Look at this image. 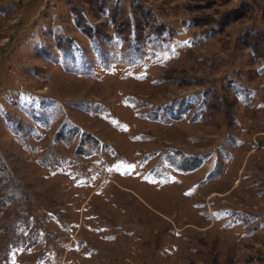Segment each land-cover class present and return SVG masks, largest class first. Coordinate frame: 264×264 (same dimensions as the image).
<instances>
[{
  "label": "rangeland",
  "instance_id": "1",
  "mask_svg": "<svg viewBox=\"0 0 264 264\" xmlns=\"http://www.w3.org/2000/svg\"><path fill=\"white\" fill-rule=\"evenodd\" d=\"M68 1L0 0V264H264V0Z\"/></svg>",
  "mask_w": 264,
  "mask_h": 264
},
{
  "label": "trees",
  "instance_id": "2",
  "mask_svg": "<svg viewBox=\"0 0 264 264\" xmlns=\"http://www.w3.org/2000/svg\"><path fill=\"white\" fill-rule=\"evenodd\" d=\"M90 1L92 4L97 5L96 11L101 16H107L114 26L115 33L125 42L132 39L136 43H143L151 38H160L165 32V25L158 21L156 15L148 9H145L139 3H134L132 6V12L130 13L126 6L116 2L111 5H105L104 0H78L79 3L68 1L71 4L70 9L74 15L75 25L81 30V32L88 38H93L95 33H102L100 31H93L91 26L87 23L85 7L80 2ZM246 6H244L245 8ZM240 8H234L222 16L220 20L210 19L207 21H197L196 19L190 20V24L193 27H205L203 32H207L209 35H218L223 32V29L228 27L233 22L238 21L244 15L237 13ZM261 16L264 18V11H261ZM95 32V33H94ZM247 43L248 48L256 54L262 57L261 62L264 63V35L260 30L253 28L246 29L239 41ZM249 41V43H248ZM259 57V56H258ZM260 57V58H261ZM259 58V59H260Z\"/></svg>",
  "mask_w": 264,
  "mask_h": 264
}]
</instances>
